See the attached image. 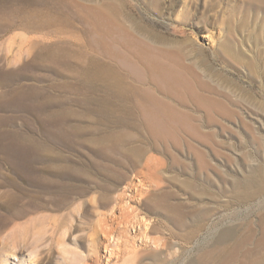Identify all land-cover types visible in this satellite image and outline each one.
Returning a JSON list of instances; mask_svg holds the SVG:
<instances>
[{"label":"rangeland","instance_id":"374dc122","mask_svg":"<svg viewBox=\"0 0 264 264\" xmlns=\"http://www.w3.org/2000/svg\"><path fill=\"white\" fill-rule=\"evenodd\" d=\"M145 93L184 120L152 135ZM263 214L264 0H0V264H188Z\"/></svg>","mask_w":264,"mask_h":264},{"label":"bare ground","instance_id":"6f19581e","mask_svg":"<svg viewBox=\"0 0 264 264\" xmlns=\"http://www.w3.org/2000/svg\"><path fill=\"white\" fill-rule=\"evenodd\" d=\"M94 17L96 23L101 29L99 41L106 45L107 48H110L112 54L117 55L118 57L122 56L121 52L117 48L113 46L111 47L109 43L105 42L107 33H110L111 31L115 32L116 30L106 13L101 10H96ZM149 56L152 57L151 55ZM126 66L129 72L137 78H142L141 76L144 73H147L151 76L155 85L160 90L165 91L168 94H172L171 92L173 90L187 91L188 89V80L182 73L172 69L171 67L160 64L159 62L153 63L150 58L143 63V67L135 62H126ZM144 95L148 101V105L141 108L142 121L144 126L152 135L159 137L161 135L163 136L168 134L167 128L172 125V121L184 120L185 117L168 103L152 94L145 93ZM260 228V237L256 240L252 249H246V243L249 241V237L244 236L236 240L229 247L225 246L223 248H219L218 250L216 249V252H201L202 254L199 253L200 255L198 254L197 258L195 257L188 264H264V214L260 218ZM229 232V230L224 231L222 236ZM108 237V245L106 244L104 246V250L108 257L114 258L117 254H120V250L118 248L120 246V242L118 240H114L113 235H109ZM112 244L114 246H112ZM214 255L216 258L212 257Z\"/></svg>","mask_w":264,"mask_h":264}]
</instances>
